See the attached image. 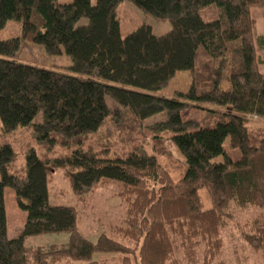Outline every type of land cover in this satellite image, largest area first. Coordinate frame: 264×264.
Here are the masks:
<instances>
[{
    "label": "trees",
    "instance_id": "trees-1",
    "mask_svg": "<svg viewBox=\"0 0 264 264\" xmlns=\"http://www.w3.org/2000/svg\"><path fill=\"white\" fill-rule=\"evenodd\" d=\"M124 1L168 21L171 30L155 36L143 25L123 38L118 9ZM255 10L264 16V0H0V31L15 20L23 33L0 41L4 133L31 126L41 111L43 122L35 126L41 140L56 133L82 144L110 117L138 130L163 115L149 128L158 141L160 134L170 135L187 166L175 181L156 155L106 159L78 150L49 161L31 151L27 179L20 182L8 170L15 160L12 147L0 145V264H106L94 261L98 255H119L122 264H229L222 234L230 224L240 227L243 241L264 259V220L242 225L231 211L232 204L264 211V137L255 142L245 124L251 116L264 120V35ZM26 38L48 55L65 54L71 66L41 69L13 62ZM181 74L186 90L175 98L157 95ZM107 99L117 106L112 109ZM192 105L208 107L210 122L183 121ZM227 139L239 150L237 160L225 151ZM219 157L224 161L214 162ZM57 170L81 202L100 186L119 183L124 226L113 227L111 237L103 235L96 244L87 240L77 210L49 202ZM7 188L26 213L15 239L8 236ZM57 234H68V243L26 246L30 238Z\"/></svg>",
    "mask_w": 264,
    "mask_h": 264
},
{
    "label": "rangeland",
    "instance_id": "rangeland-1",
    "mask_svg": "<svg viewBox=\"0 0 264 264\" xmlns=\"http://www.w3.org/2000/svg\"><path fill=\"white\" fill-rule=\"evenodd\" d=\"M96 1L92 0V3L95 4ZM62 2H72V0H63ZM253 15L257 19L259 34L264 35L263 11L255 10ZM80 24H85V21ZM118 25L123 38L143 25L151 27L155 36H164L171 30V24L168 21L157 20L128 1L121 3L118 9ZM17 38H23L22 23L15 20L9 21L5 28L0 31V41L4 42ZM10 60L41 69L64 70L71 66L70 59L65 54L48 55L43 46L35 44L30 38L22 40L21 50ZM260 70L264 73V65L261 66ZM82 79L86 78L82 77ZM178 79L180 81H177ZM178 79L167 90L161 91L157 95L175 98L176 92L181 91V88L186 90V86L181 84L185 79V74H181ZM107 101L112 109L117 106L112 100L107 99ZM207 109L206 106L192 105L182 113V119L186 122L198 121L202 123L206 121L208 123L210 118L208 112L205 111ZM162 120H164L163 115L155 116L145 121L141 129L136 130L132 128V125L126 123L125 119L116 121L110 117L97 132L85 136L82 144H75L64 140L56 133L50 135L48 139L41 140L35 128L43 122V114L40 111L31 126L19 127L10 134L3 132L0 122V145L8 144L12 147L15 160L8 166V170L20 182L27 179V157L31 151H35L41 160L52 161L70 156L78 150L97 158L106 159L125 158L130 154L156 155L161 166L170 173L173 180L179 181L187 169L185 159L171 141L170 135L160 134L161 139L158 141L155 138V132L149 128ZM245 124L255 136V142L260 137H264V120L251 116L245 120ZM160 148L164 149V154L159 152L157 155ZM224 148L233 160L240 158L239 150L231 147L229 139L225 141ZM223 161V157L214 160L217 163ZM120 191L121 185L119 183L109 182L100 186L84 202H81L74 196L70 183L64 177L62 170H57L49 183V202L52 206L75 208L78 213L80 233L92 244H96L103 235L111 237L113 227L124 226L125 224L126 205L118 197ZM200 197L204 207H209L206 190L200 191ZM5 203L8 236L10 239H15L23 231L26 213L18 207L15 191L11 188L5 190ZM231 211L242 225L250 223L258 217L264 220V211L257 209L242 210L232 204ZM222 235L225 242V256L229 264H264L261 254L254 253L243 241L239 226L230 224ZM68 240V234L45 235L28 239L26 246L36 249L52 245H65ZM99 259L107 262L106 264H122V258L119 255L94 256V261H99Z\"/></svg>",
    "mask_w": 264,
    "mask_h": 264
},
{
    "label": "crops",
    "instance_id": "crops-1",
    "mask_svg": "<svg viewBox=\"0 0 264 264\" xmlns=\"http://www.w3.org/2000/svg\"><path fill=\"white\" fill-rule=\"evenodd\" d=\"M61 4H70L71 2H62L63 0H59ZM67 1V0H64ZM73 1V0H72Z\"/></svg>",
    "mask_w": 264,
    "mask_h": 264
}]
</instances>
